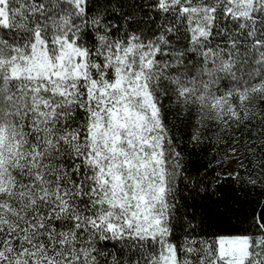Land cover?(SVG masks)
Instances as JSON below:
<instances>
[{"label": "snow or ice", "instance_id": "1", "mask_svg": "<svg viewBox=\"0 0 264 264\" xmlns=\"http://www.w3.org/2000/svg\"><path fill=\"white\" fill-rule=\"evenodd\" d=\"M0 264H264V0H0Z\"/></svg>", "mask_w": 264, "mask_h": 264}]
</instances>
